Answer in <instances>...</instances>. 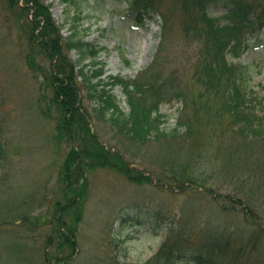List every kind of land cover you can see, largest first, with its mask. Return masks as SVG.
<instances>
[{
  "label": "rangeland",
  "instance_id": "rangeland-1",
  "mask_svg": "<svg viewBox=\"0 0 264 264\" xmlns=\"http://www.w3.org/2000/svg\"><path fill=\"white\" fill-rule=\"evenodd\" d=\"M129 2L53 0L51 11L65 35L80 24L86 40L105 49L100 56L105 79L160 75L164 82L173 77L185 98L163 104V127L173 132L181 124V135L134 143L91 119L92 133L110 151L112 164L119 169L131 166L135 181L118 169L91 170L79 205L64 191L71 147L50 97L42 98L44 75L28 68L27 34L19 18L0 3V127L5 151L0 168V264H145L172 231L189 237L192 247L202 240L205 227L264 231V139L220 136L221 130L211 137L210 128L203 126L206 113L196 114L194 104L201 93L194 79L199 42L184 34L182 13L173 16L158 54L161 20L139 26L125 17ZM250 45L232 61L257 70L254 85L264 94V34ZM35 62L45 65L37 57ZM114 92L127 108L121 89ZM82 188L80 183L77 189ZM228 200L237 206L231 208ZM246 211L255 217L247 218ZM70 228L75 232L70 234ZM73 237L74 251L68 244Z\"/></svg>",
  "mask_w": 264,
  "mask_h": 264
},
{
  "label": "trees",
  "instance_id": "trees-1",
  "mask_svg": "<svg viewBox=\"0 0 264 264\" xmlns=\"http://www.w3.org/2000/svg\"><path fill=\"white\" fill-rule=\"evenodd\" d=\"M52 1L0 0V3L19 18L27 34L28 68L44 75L42 98L50 97V103L60 117V128L71 147L65 161L64 191L72 196L74 204L79 205L87 188L83 181L87 180L86 174L91 170L118 169L119 173L135 181L131 166L124 165L119 169L112 164L110 151L92 133L91 119L110 126L131 142H160L170 135L180 136L179 129L182 128L179 124L173 132L164 129L163 104L185 96L176 90L173 77L164 82H160V75L135 79L109 76L105 79L106 65L100 61L105 49L87 41L80 24L65 35L64 26L52 16ZM63 1L68 4L76 0ZM169 2L130 0L125 17L139 26L157 18L161 20L159 54L166 33L173 26V16L182 13L184 34L199 42L194 79L201 93L194 104L196 114L199 110L206 113L203 126L210 128L211 137L218 136L221 130L220 136L251 141L264 139V94L254 85L257 70L252 65L232 61L248 52L250 42L264 34V0H172L168 5ZM75 20L80 22L81 16ZM35 57L43 60L45 65L38 66ZM117 88L126 97L127 108L122 107L115 94ZM2 138L0 127V168L5 160ZM80 183L82 190L77 189ZM216 199L224 202L220 196ZM228 202L231 208L237 206L234 200ZM65 211L63 216L67 215L68 211ZM157 213L161 217L163 212ZM251 213L246 211V217L253 219L255 215ZM74 232V228H70V234ZM201 236L202 240L192 247L189 237L183 238L172 231L160 250L145 264H264V231L258 228L252 231L248 227L244 230L229 226L205 227ZM68 244L74 251L75 238H68Z\"/></svg>",
  "mask_w": 264,
  "mask_h": 264
}]
</instances>
